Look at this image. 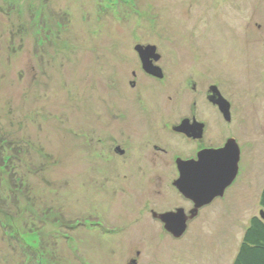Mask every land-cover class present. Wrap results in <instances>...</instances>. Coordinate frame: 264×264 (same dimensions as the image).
Returning a JSON list of instances; mask_svg holds the SVG:
<instances>
[{
    "label": "rangeland",
    "instance_id": "rangeland-1",
    "mask_svg": "<svg viewBox=\"0 0 264 264\" xmlns=\"http://www.w3.org/2000/svg\"><path fill=\"white\" fill-rule=\"evenodd\" d=\"M186 1L0 0V264H233L264 190V0H227V13ZM237 24L255 36L242 46ZM137 45L197 55L179 67L216 83L224 56V88L245 115L240 182L181 238L150 214L178 213L164 212L174 173H156L162 198L140 197L132 181L155 172L113 166L106 120L129 95L112 78L136 68ZM174 74L183 98L185 76Z\"/></svg>",
    "mask_w": 264,
    "mask_h": 264
},
{
    "label": "flooded vegetation",
    "instance_id": "flooded-vegetation-1",
    "mask_svg": "<svg viewBox=\"0 0 264 264\" xmlns=\"http://www.w3.org/2000/svg\"><path fill=\"white\" fill-rule=\"evenodd\" d=\"M182 1L185 4L186 0ZM211 2L215 6L212 8L217 12L225 11L227 13V0H211ZM197 21L198 18H195L193 23L195 24ZM194 24L193 29H196V36L199 37L198 30L201 22H198L196 26ZM248 27L252 29L250 26ZM223 29L224 31L220 32L221 29L218 32H220L221 38L227 40L229 29L227 23L224 24ZM236 29L238 32L234 41L239 46H242L248 39L255 37L246 36L244 38L242 36L243 24L241 26L237 24ZM240 33L241 36H239ZM240 38H244V40L242 41ZM257 38L256 40L259 41L257 43L263 44L264 47V40H261L260 37ZM146 46L148 45H137L135 51L132 52L136 60V68L131 70L125 68L116 74L115 78H112L117 86V82L123 83L122 85L125 87L121 86L124 88L123 94L129 95V98L121 99L114 106L106 120L112 142L113 166L119 171L155 172L154 177L150 179L132 181L130 191L133 187L136 188L140 197L149 193L151 196L162 198L164 181L156 176V173L173 172L174 179L166 188L169 189L174 203L172 206L169 205L170 207L166 208L167 210L164 212H181L184 214L188 219L187 233L194 221L200 219L207 209L220 201H225L230 189L240 182L243 164L245 163V151H243L240 140L245 133V115L238 106V95L232 96L224 88L226 76L229 75L230 70L222 63L226 62L227 64V59L224 56H220L221 64L216 69L221 76L219 82L216 83L212 77H209L210 73L190 71L189 74H186L188 71L179 67L181 61L186 59L194 61L197 59V55L184 57L182 52H180L181 54H165L157 47L154 52L138 51V47L146 48ZM147 57L149 59L147 60L148 64L160 70L161 78L144 69L143 58ZM170 60L173 61V64ZM174 69L176 70L175 74L172 73ZM178 72L185 76L180 79L185 88L183 98H179L181 84L177 82V77L173 76V74L177 76ZM200 74L202 75L201 78L198 77ZM186 80L187 84L185 85ZM148 83H153L154 86L158 85L156 95L148 93L146 88ZM176 85H179V90L176 89ZM115 88L117 89L116 86ZM159 91L165 97L169 96V99H157L160 95ZM96 128L99 129L100 127L97 126ZM250 140L254 141L253 139ZM229 144H233V152L236 149L239 152L236 177L223 196L215 198L210 204L197 208L196 203L187 198L179 188L181 169L184 166L199 167V162L202 164V155L207 152L224 150ZM234 159H236L235 154L232 155V160ZM132 214L133 211L131 217ZM150 214L153 219L160 221L164 231L165 227L159 215L162 213L150 210ZM137 256L139 257L140 254L137 253ZM138 262L139 258L132 260L131 264Z\"/></svg>",
    "mask_w": 264,
    "mask_h": 264
},
{
    "label": "water",
    "instance_id": "water-1",
    "mask_svg": "<svg viewBox=\"0 0 264 264\" xmlns=\"http://www.w3.org/2000/svg\"><path fill=\"white\" fill-rule=\"evenodd\" d=\"M139 52H154L156 47H138ZM144 59V69L157 77H162L160 70L148 64ZM233 144H229L224 150L207 152L201 156L199 167L184 166L181 169L179 188L187 198L192 199L197 208L210 204L215 198L224 195L226 189L232 184L236 177L238 167V149L233 152ZM236 159L232 160V155ZM259 215L264 220V211ZM166 224V230L175 238H181L187 231L188 219L178 212L177 214H167L160 217Z\"/></svg>",
    "mask_w": 264,
    "mask_h": 264
},
{
    "label": "trees",
    "instance_id": "trees-1",
    "mask_svg": "<svg viewBox=\"0 0 264 264\" xmlns=\"http://www.w3.org/2000/svg\"><path fill=\"white\" fill-rule=\"evenodd\" d=\"M3 144L0 139V147ZM260 209L264 211V190L260 197ZM233 264H264V220L260 215L250 220Z\"/></svg>",
    "mask_w": 264,
    "mask_h": 264
}]
</instances>
